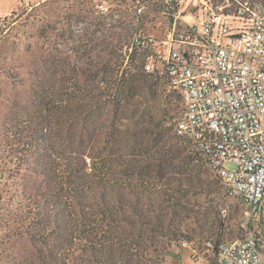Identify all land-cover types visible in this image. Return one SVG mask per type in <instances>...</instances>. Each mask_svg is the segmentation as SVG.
Returning a JSON list of instances; mask_svg holds the SVG:
<instances>
[{"label": "trees", "instance_id": "1", "mask_svg": "<svg viewBox=\"0 0 264 264\" xmlns=\"http://www.w3.org/2000/svg\"><path fill=\"white\" fill-rule=\"evenodd\" d=\"M137 2L100 0L96 6L133 8ZM138 28L125 46L127 68V54L122 63L106 61L103 70L88 72L85 88L78 75L52 85L43 71L33 72L34 117L2 135L0 264H146L152 252L179 247L187 220L218 233L206 228L200 201L214 189L204 175L205 156L158 115L167 99L158 92L163 76L145 69L152 47L131 49L135 36L146 34ZM97 111L106 117V137L79 133V124L93 125ZM117 133L121 139L113 143ZM22 173L34 180H17ZM23 242L30 244L25 253ZM221 243L207 242L214 254H205L209 264H217Z\"/></svg>", "mask_w": 264, "mask_h": 264}, {"label": "built area", "instance_id": "2", "mask_svg": "<svg viewBox=\"0 0 264 264\" xmlns=\"http://www.w3.org/2000/svg\"><path fill=\"white\" fill-rule=\"evenodd\" d=\"M162 1L172 6L166 39L141 32L131 49L152 47L146 71L182 100L176 134L247 207L241 237L220 244L217 264H264V0H208L199 23L184 19L181 0Z\"/></svg>", "mask_w": 264, "mask_h": 264}, {"label": "rangeland", "instance_id": "3", "mask_svg": "<svg viewBox=\"0 0 264 264\" xmlns=\"http://www.w3.org/2000/svg\"><path fill=\"white\" fill-rule=\"evenodd\" d=\"M100 0H0V146H4L3 131L14 124L23 126L34 117L33 72L43 71L50 84H64L78 75L80 86L85 88L88 72L103 70L106 61L120 62L129 50L132 35L138 30L144 31L158 40H164L169 26L161 0H138L133 8L118 7L110 4L111 16L99 13L96 2ZM184 19L188 23L205 20L208 0H182ZM138 3L145 6V13L136 17L134 12ZM109 14V11L108 13ZM106 14V15H107ZM126 52V53H125ZM66 59L60 65L59 59ZM140 63V62H139ZM69 65L71 69L67 66ZM136 65V64H135ZM66 67V68H65ZM158 77V76H153ZM84 83V84H83ZM158 92L167 97L161 100L159 116L175 129L180 118L183 104L180 96L171 91L164 77L158 78ZM72 114L61 119L69 121ZM64 116V115H63ZM105 116L96 112L93 125L79 124V133L96 134L105 138V129L101 125ZM66 120V121H64ZM129 122V120H125ZM66 131V130H65ZM113 143L121 139L120 134L112 135ZM3 147L0 148V157ZM205 176L213 182V192L200 197L203 210H207L206 228H217L212 235L191 220H187L183 229V240L179 247L166 246L163 253L152 252L145 258L146 264H209L205 254L209 240L227 242L241 237L240 224L243 222L247 207L238 197L226 193L221 180L203 165ZM227 169H235L232 163H226ZM28 173H22L18 179L34 180ZM11 178V177H8ZM16 180L12 178L8 181ZM221 184H219V182ZM30 244L23 242L21 252L28 251ZM23 250V251H22Z\"/></svg>", "mask_w": 264, "mask_h": 264}]
</instances>
